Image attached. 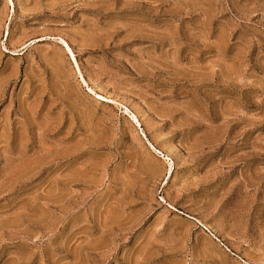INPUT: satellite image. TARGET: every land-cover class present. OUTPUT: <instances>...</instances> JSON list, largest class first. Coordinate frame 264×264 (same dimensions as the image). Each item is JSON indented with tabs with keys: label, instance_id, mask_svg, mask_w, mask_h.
Listing matches in <instances>:
<instances>
[{
	"label": "rangeland",
	"instance_id": "374dc122",
	"mask_svg": "<svg viewBox=\"0 0 264 264\" xmlns=\"http://www.w3.org/2000/svg\"><path fill=\"white\" fill-rule=\"evenodd\" d=\"M0 264H264V0H0Z\"/></svg>",
	"mask_w": 264,
	"mask_h": 264
},
{
	"label": "bare ground",
	"instance_id": "6f19581e",
	"mask_svg": "<svg viewBox=\"0 0 264 264\" xmlns=\"http://www.w3.org/2000/svg\"><path fill=\"white\" fill-rule=\"evenodd\" d=\"M65 45H66V48L70 51V48L68 47V45L65 43ZM71 53V52H70ZM71 55H72V53H71ZM77 67V66H76ZM78 69V68H77ZM80 81L83 83V84H86V82H85V80L82 78V76H81V74H80ZM88 89L92 92L93 90L90 88V87H88ZM97 97L98 98H100V99H104V97L102 96V95H99V94H97Z\"/></svg>",
	"mask_w": 264,
	"mask_h": 264
}]
</instances>
